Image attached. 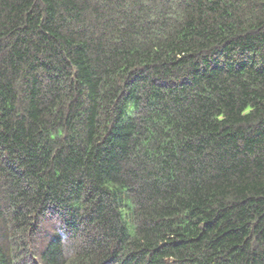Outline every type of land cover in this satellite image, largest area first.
<instances>
[{"label":"trees","instance_id":"trees-1","mask_svg":"<svg viewBox=\"0 0 264 264\" xmlns=\"http://www.w3.org/2000/svg\"><path fill=\"white\" fill-rule=\"evenodd\" d=\"M0 264H264V0H0Z\"/></svg>","mask_w":264,"mask_h":264}]
</instances>
